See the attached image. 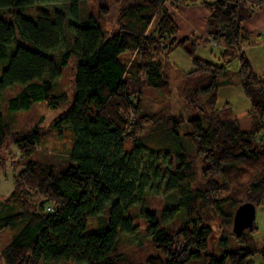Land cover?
<instances>
[{"label": "trees", "instance_id": "trees-1", "mask_svg": "<svg viewBox=\"0 0 264 264\" xmlns=\"http://www.w3.org/2000/svg\"><path fill=\"white\" fill-rule=\"evenodd\" d=\"M82 1L0 0V11L8 10L3 15L9 18L0 15V153L11 145L19 153L12 157L18 170L13 189L0 202V230L14 233L1 252L3 263L134 264L121 240L139 233L142 219L160 252L147 256L144 264L195 259L253 264L249 258L257 254L264 264V243L259 246L252 238L258 231L256 217L253 226L235 234L232 210L248 202L264 206V78L242 49L252 36L244 23L264 0H125L117 7L112 33L94 17H79ZM108 1L102 0L101 18L111 11ZM167 2L175 9L201 6L208 13L206 34L177 41L179 25ZM44 4L69 5L72 16L42 8L27 14ZM212 43L220 64L196 56L198 48ZM63 47L59 58L52 55ZM178 47L193 63L189 74H207L199 86L210 79L212 89L204 104L207 111L200 109L204 89L197 87L187 96L186 103L203 113L189 119L191 130L184 135L181 118L142 106L146 89L171 93L166 70ZM126 54L132 58L123 60ZM71 55L78 58L73 101L52 124L71 129L70 158L47 162L38 157L40 128L14 132L2 113V94L13 85L23 86L8 99L12 112L67 103L68 93H55L54 81ZM235 60L249 113L256 116L249 130L240 127L230 102L217 108V79ZM157 128L162 129L159 140V134L153 136ZM151 135L154 146L149 145ZM161 193H177L179 205L161 211L144 207L147 195ZM217 220L243 246L221 258L211 253L202 257Z\"/></svg>", "mask_w": 264, "mask_h": 264}, {"label": "rangeland", "instance_id": "rangeland-1", "mask_svg": "<svg viewBox=\"0 0 264 264\" xmlns=\"http://www.w3.org/2000/svg\"><path fill=\"white\" fill-rule=\"evenodd\" d=\"M108 1V0H106ZM125 0H113L108 1V5L111 6L109 14L104 17L99 16L100 5L102 0H83L80 7V18L87 19L94 17L99 20V24L105 32L112 33L116 27V20L118 16V5ZM200 7V6H197ZM38 8H42L49 11L60 10L66 14L67 18H71V10L69 5H40L31 7L28 10V15L32 16L38 13ZM167 8L175 16V20L179 25V32L174 36L176 40H181L190 36V34H199L201 25H196L189 20V15L198 14L196 6L192 7H179L175 9L167 2ZM189 8H192L188 10ZM202 8V7H201ZM8 14V10L0 11V15ZM189 14V15H188ZM8 20L9 18L6 17ZM206 34V30L204 35ZM169 40V39H168ZM253 42V43H252ZM65 47V46H64ZM62 50L53 52L52 55L59 58ZM242 49L246 52V55L254 69V71L260 77L264 78V37L263 36H251L250 40L244 41ZM219 49L210 44L207 47L198 48L196 56L210 61L214 64H220L218 59ZM131 54L122 55L123 60H130ZM170 66L167 67L166 75L167 79L171 83V93L169 96L164 95L159 91L152 89L145 90V96L142 101L143 109L146 110H158L164 115L173 114L182 119L180 134L184 135L191 130L189 119L202 114L201 110H205V102L212 93L210 88V79L206 82L203 81L207 74H189L193 69V63L188 54L180 47L174 49L170 55ZM78 58L75 55H71L68 65L63 68L61 77L54 81V91L59 93L60 91H66L69 95V100L65 104H59L56 108L50 107L46 104H36L30 111L12 112L7 108V102L10 97L17 95L23 86L20 84L8 87L2 94L1 109L4 118L7 122H12V130L30 132L33 128H40L43 133L42 141L39 146L38 157L43 158L47 162L64 163L70 158V149L73 142V136L71 129L66 125H62L59 128H53L52 124L58 119L63 112L67 110L73 101L75 87V66ZM240 62L239 60L233 61L226 73L220 75L217 79V92L218 102L217 108L221 109L226 102H230L233 106L236 119L243 130H249L254 120L255 115L249 113L250 101L244 95L240 84ZM201 87L204 90H200V109H193L186 103L187 96L193 91V89ZM207 111V110H205ZM148 128L146 129L147 132ZM156 132V133H155ZM162 129H155L153 136H156V140L161 138ZM152 136V135H151ZM149 139V145L154 146L157 143L154 137ZM10 138L7 139V145L10 143ZM156 143V144H155ZM132 148V144H128V149ZM12 152V153H10ZM15 154V155H12ZM18 151L14 145H11L6 151L0 153V202L4 200L13 189V176L18 170L15 169V162H12V157H18ZM167 205L178 206L179 195L177 193H161V194H149L144 199L145 208H156L161 211ZM236 210L235 207L232 208ZM142 230L132 236L122 235L121 249L124 252H129L134 264H144V260L149 255H160V252L150 242V237L145 233V225L142 219H139ZM214 228L216 231L212 234L209 240L208 248L205 251H201L200 255L203 257L206 253H211L221 258L225 251H236L243 245L238 239L232 235V231L225 233L219 228L218 220L216 221ZM256 226L258 231L252 235L253 241L259 246L264 243V206L256 209ZM13 232L9 229L0 230V264H4L1 259V252L3 248L11 241ZM253 264H263L260 254L252 255L249 258ZM41 264H73L70 262H41ZM187 264H202L201 259H195ZM229 264V262H226Z\"/></svg>", "mask_w": 264, "mask_h": 264}, {"label": "crops", "instance_id": "crops-1", "mask_svg": "<svg viewBox=\"0 0 264 264\" xmlns=\"http://www.w3.org/2000/svg\"><path fill=\"white\" fill-rule=\"evenodd\" d=\"M192 8H189L188 10H190ZM196 11L198 12V14L195 15H189V20L194 23V24H198L201 25V29L199 33V35H203L205 33L206 30V23H207V17H208V13L205 12V10L203 8L197 7L196 6ZM244 28L245 30L253 35L256 36H263L264 37V5H262L256 12L255 14L244 23ZM260 34V35H258ZM257 209V208H256Z\"/></svg>", "mask_w": 264, "mask_h": 264}, {"label": "water", "instance_id": "water-1", "mask_svg": "<svg viewBox=\"0 0 264 264\" xmlns=\"http://www.w3.org/2000/svg\"><path fill=\"white\" fill-rule=\"evenodd\" d=\"M256 217V205L253 203L241 204L235 210L233 217V232L241 233L253 226Z\"/></svg>", "mask_w": 264, "mask_h": 264}]
</instances>
